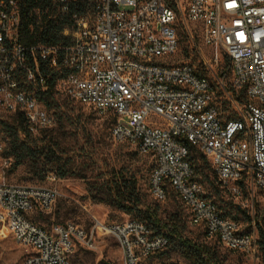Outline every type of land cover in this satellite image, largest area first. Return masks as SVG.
Returning <instances> with one entry per match:
<instances>
[{"label":"built area","instance_id":"2783aa9c","mask_svg":"<svg viewBox=\"0 0 264 264\" xmlns=\"http://www.w3.org/2000/svg\"><path fill=\"white\" fill-rule=\"evenodd\" d=\"M71 26L59 46L21 42L17 0H0V112L22 114L30 134L56 125L41 94L56 74V87L69 100L112 119L110 136L154 159L150 190L163 202L171 189L190 212L191 224L228 250L257 254L253 234L238 236V221L221 217L189 160L190 147L211 162L221 185L235 198L247 184L264 198V0H54ZM189 24L199 26L201 43L229 60L214 82L191 62L167 63L178 52L180 29L196 48ZM197 35V34H196ZM211 66L205 63V70ZM244 93V98L241 96ZM237 107L228 115L224 102ZM261 102V109H254ZM10 138L0 133V223L26 249L23 264H72L78 246L93 248L96 236H112L122 264H173L155 255L170 244L138 220L96 223L90 231L74 224L47 229L30 218L48 213L59 197L55 188L10 184L2 170ZM259 165V190L248 186Z\"/></svg>","mask_w":264,"mask_h":264},{"label":"rangeland","instance_id":"374dc122","mask_svg":"<svg viewBox=\"0 0 264 264\" xmlns=\"http://www.w3.org/2000/svg\"><path fill=\"white\" fill-rule=\"evenodd\" d=\"M189 28L196 36V48L189 40L187 32L180 29L179 50L167 63L191 62L213 82L215 78L225 74L226 84H230L231 72L227 56L221 53L218 64L213 63L212 50L201 43L199 26L189 24ZM205 63L211 66L210 70H205ZM54 102L57 106L48 110L54 114L56 125L48 132L45 142L51 139V142L58 144L57 156L61 159L60 164H68L71 167L70 173L65 178H60L57 165L44 157L36 160L24 157L17 165L15 156H10L7 157L11 159L10 164L2 170V177L7 183L58 190L59 197L50 211L44 215H39L38 212L31 214L33 221L49 230L54 224L74 223L90 231L98 222L113 224L138 219L105 201L106 179L133 178L138 184L142 208L150 207L156 211L161 225L167 226L163 228V232L171 233L170 219L177 214L184 237L207 244L215 250L218 257L211 264H264V249L260 246L259 231V225L264 230V198L259 192L253 197L244 190L241 198H235L223 190L216 180L221 192L218 194L207 180L197 177L208 199L213 201L220 211L223 208L224 212H231L228 218L238 221L243 232L253 234L259 246L257 254L230 251L216 239L207 238L204 228L191 224L190 212L171 189L168 190L165 201L158 202L154 199L149 183L154 159L140 154L129 144L115 142L110 136L111 123L108 118L99 116L91 107L69 100L64 94L55 95ZM223 107L228 115H234L237 110V107H232L226 101ZM12 121L9 114L0 112V133H7L6 125ZM20 138H23V135H20ZM206 172L211 180H215L212 173ZM236 206L245 210L252 221L250 222L244 213H237L234 210ZM27 253L26 249L15 242L12 233L4 224L0 223V264H23ZM154 259L163 263L189 264L175 252L168 259ZM72 264H122V250L112 236L97 235L93 248L77 247Z\"/></svg>","mask_w":264,"mask_h":264},{"label":"trees","instance_id":"16d2710c","mask_svg":"<svg viewBox=\"0 0 264 264\" xmlns=\"http://www.w3.org/2000/svg\"><path fill=\"white\" fill-rule=\"evenodd\" d=\"M17 1L21 8V42L23 44L59 46L69 43V38L63 35V31L65 28L71 26V22L67 17L62 16L59 13L54 0ZM185 51L186 53L188 52L187 50ZM56 80V74H52L49 79V88L47 92L41 94V99L44 100L49 110L57 106L54 102L55 95L63 94L56 87ZM243 95L244 93L241 92L242 98H244ZM10 117L13 121L11 124L6 125L7 133H5L10 138V142L4 155L6 157L15 156L17 159V165L21 163V159L24 157H32L34 160L41 157L47 158L51 163L57 165L56 168L60 171L59 177L65 178L70 173L71 167H69L68 164H60L61 159L57 156L59 153V146L57 143L51 142V139L45 142L48 132L51 131L52 128L41 132L39 135H33L27 131L25 118L22 114L14 116L10 115ZM108 120L112 123V119L108 118ZM20 135H23V138H20ZM37 136H41V138H38ZM189 149V160L195 172V179L200 182L197 177H203L210 183L214 192L220 194L221 192L216 185L217 180L220 187L230 193L227 188L220 184L212 164L207 157L194 146H191ZM206 171L212 173L215 180H211ZM104 188H106L105 201L107 203L126 214L141 219V222L144 221L143 223L146 222L145 224L151 229L153 235L163 234L169 238V247L165 251L156 254L155 258L168 259L171 257V254L175 252L179 253L189 264H211L216 261L218 255L215 250H212L207 244L194 242L183 236L182 226L180 225L177 214H174L170 219L172 225L170 230L171 233L163 232V228H166L167 226L161 225V220L157 218L156 211L150 207H146L145 209L142 208L141 195L135 179H106ZM244 190H246L245 186L242 188V191ZM204 197L208 198L206 195H204ZM234 210L237 213H244L247 219L250 222L252 221L251 216L246 214L245 210H241L238 206H236ZM38 214L44 215V213ZM219 214L221 217L228 218L232 213L224 212V209L222 208L221 211L219 210ZM259 231L261 238L260 246L264 249V230L260 225Z\"/></svg>","mask_w":264,"mask_h":264},{"label":"bare ground","instance_id":"6f19581e","mask_svg":"<svg viewBox=\"0 0 264 264\" xmlns=\"http://www.w3.org/2000/svg\"><path fill=\"white\" fill-rule=\"evenodd\" d=\"M254 109H261V102H254ZM259 165H252V174L250 176V179H248V186H250V189L252 190H259ZM245 186L247 190V184L246 183H239V190L242 191V188ZM223 187L227 188L228 191L231 193V188L227 185H223ZM248 194L253 196V191H247ZM238 236H245V232H243L241 229H238Z\"/></svg>","mask_w":264,"mask_h":264}]
</instances>
